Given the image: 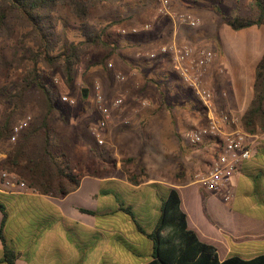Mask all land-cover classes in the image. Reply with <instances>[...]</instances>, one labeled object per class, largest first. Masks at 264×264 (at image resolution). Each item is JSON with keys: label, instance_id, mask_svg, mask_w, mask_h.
<instances>
[{"label": "crops", "instance_id": "1", "mask_svg": "<svg viewBox=\"0 0 264 264\" xmlns=\"http://www.w3.org/2000/svg\"><path fill=\"white\" fill-rule=\"evenodd\" d=\"M263 27L249 29L258 31ZM171 30L169 20L159 18L153 22L150 32L134 37L130 43L134 46V54L121 51L124 66L129 69L125 74L127 82L135 79L136 87L140 85L144 89L133 105L132 101L126 100L122 112L112 120L118 123L125 119L137 122L146 119L147 145H142L148 150L156 149L157 160L147 161L145 155L126 156L124 161L130 162L131 166L134 161H141L140 168H143L142 173L129 174L133 169L122 167L125 162L121 163V158L117 157L113 160L115 170L108 177L85 174L81 176L78 188L60 199L33 191L0 190V204L7 215L3 236L6 246L16 254L13 264H148L152 259L153 243L147 235L154 230L162 202L170 189H176L180 196L189 229L201 241L215 246L221 261L234 256L252 259L264 254V133L257 135L250 159L242 163L233 184L225 190L232 193L231 199L225 202V192L209 194L196 182L197 175H204L210 169L218 153V142L205 140L199 146L191 147L183 138L186 129L202 126L206 120L198 124L191 119L185 122L178 113L174 115L178 117L179 124L176 125L167 111L142 112L155 107L161 96L158 94L159 98L156 96L153 100V86L142 79L141 73L130 70H137L133 69L135 67L141 70L139 61L150 63L138 58V51L156 49L162 39L169 41ZM147 34L151 37L145 36ZM177 38L183 39L181 32ZM148 67L147 72H151L153 66ZM154 67L159 69L157 64ZM157 75H160L159 70ZM211 76L217 106L221 81L218 76ZM251 98L252 91L240 100V117ZM141 99L148 100L150 106L140 107ZM232 109L236 111L237 108ZM221 110L232 111L226 106ZM158 112L163 116L160 121L153 119ZM122 129L120 131L126 136L134 133L132 128ZM72 142L69 137L64 139L62 148L69 158L75 153ZM123 150L130 153L127 148ZM5 157L6 153L0 150V161ZM127 209L130 214L125 212ZM2 217L0 211V225ZM0 264H8L1 240Z\"/></svg>", "mask_w": 264, "mask_h": 264}, {"label": "trees", "instance_id": "2", "mask_svg": "<svg viewBox=\"0 0 264 264\" xmlns=\"http://www.w3.org/2000/svg\"><path fill=\"white\" fill-rule=\"evenodd\" d=\"M62 7H68L79 20L80 40L70 41L64 29H57L60 21L57 11ZM248 10L252 16L224 18L225 24L234 31L264 26V0H252ZM88 11L89 6L83 0H0V44L12 41L18 32L22 47L21 54L14 48L8 56L0 46V145H9L6 157L0 161V172L15 175L41 195L59 199L78 188L81 176L104 178L115 170L114 162L110 169H97L93 163L82 168L80 161L56 151L59 138L51 126L56 113L55 92L42 80L39 68L42 65L53 70L60 66L70 87L76 67L87 51L101 48L108 57L115 54L117 46L107 39V31L117 22L97 28L89 23ZM28 40L34 45L28 47ZM25 61H30L32 67L10 80V72L19 71ZM251 91L252 98L240 117V125L243 131L259 135L264 133V52L255 64ZM31 107L35 111L29 126L15 144H9L13 126L28 115ZM0 211L3 216L0 240L6 262L13 264L16 254L6 246L3 228L7 215L1 204ZM125 212L130 214L129 209ZM147 236L153 243L148 264H264V254L252 259L234 256L221 261L216 247L201 241L189 229L176 189L169 190L161 205L160 218Z\"/></svg>", "mask_w": 264, "mask_h": 264}, {"label": "rangeland", "instance_id": "3", "mask_svg": "<svg viewBox=\"0 0 264 264\" xmlns=\"http://www.w3.org/2000/svg\"><path fill=\"white\" fill-rule=\"evenodd\" d=\"M83 1L89 6L88 20L90 24L99 28L111 22H117L116 25H113L107 31V39L117 46V50L111 57H108L107 52L101 48H93L87 51L76 67L74 81L70 87L63 79L60 66L53 70H49L45 66L39 65L42 72V80L53 92H55L56 113L51 123L52 128L59 138L58 146L55 149L57 152H63L64 139L66 140L69 137L73 141L72 145L75 149L72 158H74L76 162L80 161L82 168H85L88 163H93L97 169H101L103 166L110 169L111 162L119 157L121 158V163L125 162V164H121L122 167L133 169L129 174H136L137 171L142 173L143 168H140L142 167L141 161L138 163L134 161V164L131 166L130 162L124 160L126 156L138 158L143 155L146 156L145 158L147 161L154 160L155 162L157 160L158 156L156 149L155 151L148 150L145 149V146L143 148L142 145V143L147 145V138L144 133L147 128V120L143 119L138 122L137 120H130L131 123L128 126H123L122 123L120 124L122 120L118 123L112 122L114 116L115 118L118 117L124 109V106H126L125 101L129 99V101H132L133 105L135 98L141 96L144 89L140 85L136 87L135 79L133 80L131 78L132 80L128 82L127 78L124 81L116 79L117 74L125 75L127 73L126 70H129L124 66L125 61L121 51L125 50L127 54H134V46L130 43L133 42L135 39L134 37H136H122L117 33V30L120 27L141 26L144 23L151 22V17L156 8V0ZM251 1L252 0H169L174 11L190 13L199 18L200 25L197 29L191 30L182 27L179 28L178 34L181 32L183 36L182 40H189L197 47L205 46L215 51L217 55L216 63L224 69V74L218 76V79L221 81V90L218 93L219 102H217L215 110L234 114L238 118H240L238 105L241 106L240 100L242 101L245 99V96L249 95L251 91L254 67L264 52V27L260 28L258 31L250 29L234 31L225 24L224 18L252 16L253 13L248 10V4ZM178 5L181 6L176 9ZM57 17L60 18L59 24L57 25L58 30L64 29L70 41H78L81 39L80 22L71 14L68 7L59 8ZM152 24L153 22L151 23L150 30H152ZM149 34L155 36L154 33ZM149 34L145 36L151 37ZM138 36L140 35H137V37ZM20 38L19 33L16 32L12 41L0 44L1 47H4V51L2 52L10 56L13 52L12 49L16 48L19 50V54H21L20 50L22 47ZM166 42L167 40L162 39L158 44L161 45ZM27 44L28 47L34 45L32 40H28ZM148 50L149 51H138V53L144 54L145 52H151L154 51L155 48H149ZM157 61L158 63H156ZM157 61H150V63L139 61V64L142 66L141 70L137 67L133 68L137 70H130L131 72L136 71V74L141 73V75H143L142 79H144L148 85L153 86L152 95H155V97H153L154 99L152 98L153 100L156 99V96L159 98L158 94L161 96L159 101L156 102L155 107H147L148 109L142 112H151L154 110H156V112L167 111L171 115V122H174L176 125L179 124L178 117L174 115L178 113H180L182 116L181 119L185 120V122L189 119L197 124L203 122V120H205V113L202 107L193 97L192 93L182 85L177 76L172 73L168 60L159 58ZM109 62L112 63V68L110 69L106 67V64ZM155 64H157L159 69L154 67ZM150 65L153 66L151 67L153 70L147 72V70H149L148 66ZM31 67L30 61H25L19 68V71L10 72V80H15L20 77L22 72H25ZM155 70L156 73L153 72ZM157 70L160 72L159 76L157 75ZM136 77L139 78L138 75H136ZM54 79H57L58 82L54 83ZM96 85H99V92L103 97L102 103L100 104L95 100ZM223 93L225 96H222ZM62 97L74 99L75 104L72 106L66 104L61 100ZM117 98L123 99V106L119 109L110 111L109 107L111 102ZM224 104L226 108L232 111L221 110L225 107ZM232 108L237 109L235 111ZM101 109L110 111V120L104 130V146L99 148L90 135L89 128L96 125L101 119ZM174 109L176 112H174ZM181 109L182 111L178 112ZM34 111V107H31L27 113L31 116ZM162 118L163 116L158 112V115L154 116L153 119L160 121ZM122 127L132 128L134 133L126 136L120 131L123 130ZM113 133H116L115 135L118 136V138L114 136ZM120 142L122 143L120 144ZM7 145L8 144L0 145V150L6 152ZM83 147H85V149H83ZM123 148H127L130 153L125 152ZM101 162L107 164L103 165ZM114 219H116V217H114ZM100 221L103 222L102 219H100Z\"/></svg>", "mask_w": 264, "mask_h": 264}, {"label": "built area", "instance_id": "4", "mask_svg": "<svg viewBox=\"0 0 264 264\" xmlns=\"http://www.w3.org/2000/svg\"><path fill=\"white\" fill-rule=\"evenodd\" d=\"M159 18H166L172 25V38L166 43L158 45L151 52L138 54V58L147 61H154L159 58L167 59L171 71L177 76L199 102L205 113L206 123L202 126H194L185 130L184 140L191 147H197L205 140H216L218 142V153L212 162L210 169L204 175H197L196 182L209 194H219L225 192L233 184L235 175L243 162L251 157L252 147L258 136L249 134L241 128L240 118L234 114L216 111V92L211 83V75L222 76L224 69L216 63V53L212 48L205 46L197 47L189 40L177 38L179 28L197 29L200 25L199 18L190 13L177 12L171 7L169 0H156V8L151 17V22L141 26L120 27L117 33L122 37L137 36L140 33L149 32L151 23ZM144 55V56H143ZM107 68H112V63L106 64ZM134 74V73H133ZM119 81L126 80L124 74H117ZM54 83L58 80L54 79ZM99 85L95 86V97L98 104L102 103L103 97L99 92ZM222 96H225L223 93ZM68 105H74L75 100L68 97L61 99ZM122 98L113 100L109 110H116L123 106ZM142 108L150 106V102L145 99L139 101ZM101 109V119L89 128L90 135L96 142L97 147L104 146V130L110 120V111ZM31 116L26 115L15 124L10 133L8 143L13 145L17 142L20 134L29 126ZM123 126L130 125V120L125 119ZM0 190L9 192H30L23 182L15 175L7 172H0ZM232 197L231 192H225L223 200L228 202Z\"/></svg>", "mask_w": 264, "mask_h": 264}]
</instances>
